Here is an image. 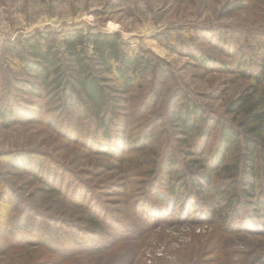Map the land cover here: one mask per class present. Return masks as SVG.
<instances>
[{
	"label": "rangeland",
	"instance_id": "rangeland-1",
	"mask_svg": "<svg viewBox=\"0 0 264 264\" xmlns=\"http://www.w3.org/2000/svg\"><path fill=\"white\" fill-rule=\"evenodd\" d=\"M236 1L241 8L230 12L228 0H0V97L9 92L14 97L35 99L23 95L21 87L17 89L15 78L21 73L7 53L12 42L49 30L83 27L118 32L130 48L161 60L171 73L167 78L158 75L165 80L162 102L176 85L212 117L226 119L225 105L252 83L260 58L251 59V49L264 40V0ZM200 53L209 63L198 61ZM23 104L22 108L29 110L27 118L16 113V123L0 125V214L11 219L22 214L21 210H28V216L34 212L32 222L38 224L36 232L41 238L21 246V241L16 243L13 238L16 228L1 225L0 264H112L121 258L128 264H264V215H255L248 203L226 226L220 224L216 208L207 210L200 204L209 197V188L190 190L196 204L191 208L184 196L183 206L178 204L173 211L171 204L162 212L149 210L148 215L142 207L137 208V214L128 208L124 211L122 202L142 203L152 198L141 184L148 179L143 171L147 165L126 162L130 171L124 175V165L87 147L86 133L93 131L85 116L77 128L81 137L68 139L65 126L72 117L63 114L61 120L50 107L53 105ZM157 114V108L153 109L141 124ZM163 124L155 127L160 131L158 138L151 139L148 147L168 141L169 134L161 130ZM130 125L126 130L131 137L139 127L131 129ZM144 150L129 156L142 155ZM28 153L31 156L23 159ZM30 160L49 166L63 188L69 182L85 183L90 191L87 200L92 199L104 216L131 226L129 239L124 243L119 240L124 234L118 229L113 232L117 235L113 245L103 253H91L64 224L85 227L84 213L49 191L29 171L31 166H24ZM142 220L146 224H141ZM59 232L68 234L71 243L60 239ZM45 234L60 243L59 247L45 246Z\"/></svg>",
	"mask_w": 264,
	"mask_h": 264
},
{
	"label": "trees",
	"instance_id": "trees-1",
	"mask_svg": "<svg viewBox=\"0 0 264 264\" xmlns=\"http://www.w3.org/2000/svg\"><path fill=\"white\" fill-rule=\"evenodd\" d=\"M240 5L236 0H228L226 9L231 12L241 8ZM251 50V59L260 58L255 63L252 83L225 105L224 113L228 117L222 119L212 117L176 85L162 102L160 92L165 80L158 75L167 78L170 70L146 51L130 48L118 32L71 27L49 30L44 35L36 33L12 42L7 51L21 73L20 78H15L19 83L17 89L21 87L23 95L35 99L5 93L0 97V125L16 123V113L27 118L29 110L22 108L23 103H33L35 107L45 103L53 105L50 107L61 120L63 114L72 117L65 126V137L76 139L81 137L78 123L85 116V121L92 124V134L88 132V138H83L90 150L104 153L116 164L124 165V175L130 171L126 162L147 165L143 171L148 179L141 184L144 193H151L152 198L142 203L122 202L124 211L128 208L137 214V208L142 207L145 214L152 209L162 212L170 204L173 211L174 206H183L184 196L191 208L196 204L191 200L190 190L196 187L198 192L209 188V197L200 204L207 210L216 208L222 226L230 225L245 203L261 217L264 215V40ZM200 54L198 61L209 63ZM155 108L160 114L141 124V119ZM159 123L164 126L161 130L169 134L168 141L148 147L151 139L158 138L160 131H155V127ZM129 124L131 129L139 127L131 137V132L126 130ZM173 143H177V148ZM143 149L147 150L142 155L129 156ZM17 155L23 157L20 152ZM30 156L28 153L23 159ZM15 158L19 161L18 156ZM27 165L49 191L62 196V202L82 210L85 227L67 221L64 224L92 249L91 253H103L113 245V238L117 237L113 232L118 229L124 234L119 240L124 243L129 239L131 226L104 216L92 199L87 200L90 191L85 183L69 182L63 188L49 166L31 160L25 162L24 166ZM27 211L21 210L22 214L11 219L0 214V226L16 228L18 233L13 238L16 243L21 241V246L41 238L36 232L38 224L32 222L34 212L28 216ZM141 224L146 222L142 220ZM59 234L60 239L70 242L68 234ZM50 237L45 234L42 243L59 247L60 243ZM128 262L121 258L114 263Z\"/></svg>",
	"mask_w": 264,
	"mask_h": 264
}]
</instances>
